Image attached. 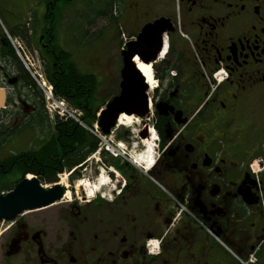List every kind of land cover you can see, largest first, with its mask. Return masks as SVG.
<instances>
[{
    "label": "flooded vegetation",
    "instance_id": "af4514ba",
    "mask_svg": "<svg viewBox=\"0 0 264 264\" xmlns=\"http://www.w3.org/2000/svg\"><path fill=\"white\" fill-rule=\"evenodd\" d=\"M1 2L13 21L0 9V121L23 116L30 131L34 116L47 112L29 92L25 64L35 59L46 80L49 37L59 35L74 0ZM112 7L123 48L133 47L134 64L150 72L149 82L142 74L148 110L133 115L141 145L125 131L114 156H94L86 182L95 185L104 172L107 185L91 198L84 185L80 197L75 192L79 202L68 206L57 235L46 224L0 221V261L264 264V0H113ZM144 140L149 168L134 158Z\"/></svg>",
    "mask_w": 264,
    "mask_h": 264
},
{
    "label": "rangeland",
    "instance_id": "374dc122",
    "mask_svg": "<svg viewBox=\"0 0 264 264\" xmlns=\"http://www.w3.org/2000/svg\"><path fill=\"white\" fill-rule=\"evenodd\" d=\"M7 8H10L9 3H0L1 16L3 19L13 21L9 13L3 16ZM109 13L112 17L109 16ZM65 16L66 20L58 30V44L62 49L72 52L73 61L80 72L94 74L97 77L96 101L104 102L117 94L119 89L122 20L117 19L113 14V7L108 5V0H74L66 8ZM18 18L21 20V17ZM27 63L33 65V69L40 72L35 59H30ZM49 119L50 124L46 121L35 130L13 134L5 142L0 143V159L8 157L12 153L39 146V140L48 137L52 131L51 118ZM125 131L128 138H132L134 143L137 142L138 145H141L138 138L141 131L139 120L132 119L128 125H119L112 135L113 140L118 141L116 135ZM119 140L124 141L122 138ZM143 149L145 148H142L141 151ZM141 151H136V155ZM93 166L94 160L86 159V162L79 169V174L82 175L80 180L86 182L87 177L92 175ZM102 174L106 175L104 172ZM68 178L69 172H65L60 174L58 179L65 191L69 192V200L63 198L41 209L26 211L18 215L16 219L30 226L39 227L46 224L49 226L50 235H57L59 227L61 229L62 225L65 224L63 220L64 215H66L65 211L68 209L67 214L71 212V208L68 206L79 202L75 192H77L78 197L84 193L83 185L77 186L79 180L70 183ZM43 186L47 187L51 184L44 183ZM85 195L86 198H91L87 195V191ZM5 226V224L1 225L0 229L5 228ZM6 264L12 263L7 262Z\"/></svg>",
    "mask_w": 264,
    "mask_h": 264
},
{
    "label": "trees",
    "instance_id": "16d2710c",
    "mask_svg": "<svg viewBox=\"0 0 264 264\" xmlns=\"http://www.w3.org/2000/svg\"><path fill=\"white\" fill-rule=\"evenodd\" d=\"M112 2L113 0H108L110 7ZM70 4L68 2L66 7ZM109 16L112 17L111 13ZM52 22L57 24L58 20L53 19ZM49 38L51 49L46 52L48 70L45 78L52 86L54 96L64 100L71 108L81 111L80 119L86 126L91 127L97 120V112L110 98L97 102V77L80 72L73 61L72 52L59 46L57 36L52 35ZM29 79V92L36 102H40L43 109V92L30 74ZM12 116L7 114L0 121V143L13 134L27 131L28 121L22 116L18 123H13L10 121ZM49 118L52 131L48 137L39 140V146L0 159V193L12 189L27 174L36 176L42 184L55 183L57 176L65 172H69L70 179L76 178L75 175H80L76 170L80 169L90 154L97 149L98 139L72 119H62L57 115L50 117L48 113H40L34 116V130L46 121L50 124ZM29 128L33 130L31 126Z\"/></svg>",
    "mask_w": 264,
    "mask_h": 264
},
{
    "label": "water",
    "instance_id": "95a60500",
    "mask_svg": "<svg viewBox=\"0 0 264 264\" xmlns=\"http://www.w3.org/2000/svg\"><path fill=\"white\" fill-rule=\"evenodd\" d=\"M134 53L131 46L120 52L122 66L119 91L100 110L98 118V127L104 135L110 133L121 114L141 117L148 110L146 84L142 73L132 61ZM5 98L4 90L0 89V108L5 105ZM141 137L144 135L141 134ZM64 193L62 185L53 183L45 187L36 176L27 174L11 190L0 194V221H12L26 211L56 203L63 198Z\"/></svg>",
    "mask_w": 264,
    "mask_h": 264
},
{
    "label": "built area",
    "instance_id": "2783aa9c",
    "mask_svg": "<svg viewBox=\"0 0 264 264\" xmlns=\"http://www.w3.org/2000/svg\"><path fill=\"white\" fill-rule=\"evenodd\" d=\"M17 53L19 54L18 51ZM27 69L29 70L30 74L35 79V81L38 83V85L41 87L45 101H46V109L50 115H57L59 118H62V119L74 120L79 125L86 128L90 133H92L99 140V146L97 150L92 155H90L89 157L90 159L93 158L95 155H97L102 150L107 151L108 153L112 155H115L116 150L112 144L113 143V139H112L113 131H111L109 135H103L96 123H94L93 126L91 127L86 126L80 119L81 112L77 109L71 108L64 100L56 98L52 92L51 85L47 84L43 80L42 76L35 69H33V65L29 64V67L27 66ZM117 146L120 147L122 146V144L117 143Z\"/></svg>",
    "mask_w": 264,
    "mask_h": 264
},
{
    "label": "bare ground",
    "instance_id": "6f19581e",
    "mask_svg": "<svg viewBox=\"0 0 264 264\" xmlns=\"http://www.w3.org/2000/svg\"><path fill=\"white\" fill-rule=\"evenodd\" d=\"M138 69L140 70V72L144 75V77L149 82L151 80L150 79L149 69L147 67L142 66V65H138ZM132 119H133V116H128L126 114H121L119 116V118H118L117 124L118 125H128V124L131 123ZM143 148H147V150H145L142 154L136 155L134 158L136 159L135 161L141 162V163H143L146 166V168H149V167L152 166V164L154 162V157H153V154H152V149H151L150 143H148V142L145 141ZM106 182H107V178H106V175H105V176L100 177L98 183H96L95 185H92L91 183H87L85 181H78L77 186L84 185L85 188H86V191H87V195L89 197H92V195L94 194V192L97 190L98 185H105ZM63 198H65V199H68L69 198V192L68 191L65 192Z\"/></svg>",
    "mask_w": 264,
    "mask_h": 264
}]
</instances>
